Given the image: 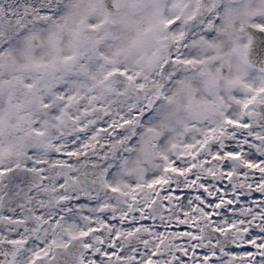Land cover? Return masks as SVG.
<instances>
[{"label": "snow or ice", "instance_id": "1", "mask_svg": "<svg viewBox=\"0 0 264 264\" xmlns=\"http://www.w3.org/2000/svg\"><path fill=\"white\" fill-rule=\"evenodd\" d=\"M228 6L21 0L0 19V56L47 40L0 79V187L46 193L0 212V264H264V17L250 27L258 86L170 107L178 74L211 58L185 50L211 46Z\"/></svg>", "mask_w": 264, "mask_h": 264}, {"label": "rangeland", "instance_id": "2", "mask_svg": "<svg viewBox=\"0 0 264 264\" xmlns=\"http://www.w3.org/2000/svg\"><path fill=\"white\" fill-rule=\"evenodd\" d=\"M20 2L21 0H0V6H2V8H0V19L5 17L9 9L18 8ZM160 2L164 3L166 0H160ZM225 2L226 0H216L215 6H219ZM227 3L228 5L234 3L232 4L233 9L231 10L228 6L220 13L218 22L213 19L212 23L208 25V30L214 31L216 34L215 39L211 42V46L208 48H200L198 44L190 45V47L185 50L190 54H195L199 58H203L205 55L211 58L208 59L204 65L199 66L194 73L181 72L178 74L181 78H184V84L187 87L178 91L174 96L173 104L170 107L177 112H182L184 110L189 94H203L207 91L208 82L210 80L213 79L214 84H220L216 73L220 72L224 65L229 71H238V69H242L240 63L241 60H245V41L239 42L234 39L232 42L231 40L232 38L242 37L238 35L242 25L248 23L252 25L254 21L258 20L257 18L264 17V9H259V7H263L264 4L260 2L254 3L252 0H227ZM255 6L260 11L255 9ZM16 23H19V21ZM15 27V24H12L10 31H15ZM71 28L72 22L69 21L54 29L57 41L66 43ZM195 30L196 27L194 26V31ZM46 46L47 40L38 38L29 40L27 50L14 51L5 56H0V79H4L10 74L20 70L24 66L26 55L30 53L40 55ZM202 74L204 75L203 77H201ZM181 87V85L177 86V88ZM0 107H2V105H0ZM26 144L27 138H25V145ZM46 158L50 161L44 173L49 178L48 181L45 182L47 186L55 183L58 170L51 166L55 158L51 155ZM14 185L15 184L12 186L13 191H7V187H0V212L8 210L19 211V207L17 206L18 201L24 202L28 196L32 197L29 206L38 208L39 200L46 198V193L29 191L26 187H23V192L14 190Z\"/></svg>", "mask_w": 264, "mask_h": 264}, {"label": "flooded vegetation", "instance_id": "3", "mask_svg": "<svg viewBox=\"0 0 264 264\" xmlns=\"http://www.w3.org/2000/svg\"><path fill=\"white\" fill-rule=\"evenodd\" d=\"M254 3L260 2L262 4H264V0H252ZM232 4H229V8H231L232 10ZM255 9H258L256 6L254 7ZM259 9H264L263 7H259ZM258 9V10H259ZM260 11V10H259ZM260 19V18H257ZM251 23H248L246 25H242L241 27V31L238 32V35H241L242 37H237V38H232V42L234 41V39H236L235 41H245V50L246 53L250 50V25ZM241 68L242 69H238V71H229L227 69V67L224 65L220 72L216 73L217 79L219 80L220 84H214L213 79L210 80L208 82V87L207 89L211 86V85H215V87L221 91V92H227L229 90H234L236 92H241V91H245L246 89L243 87V85L245 83H255L257 84V86L259 85V78L262 75L259 71L258 68H255L253 66H249L247 60H246V54H245V60L242 61L241 60ZM231 73V74H230ZM204 75L202 74L201 77H203ZM204 88V87H203ZM97 154H102V153H97ZM92 153L91 151L89 152V156L87 159H95L96 155ZM123 155H127V154H123ZM133 160L135 159V157L133 156L132 158ZM85 158L82 157L81 161L77 164L78 168H81V170H83V162H84ZM101 164L104 163L103 160L99 161ZM57 169V168H56ZM58 170V169H57ZM60 176V171L58 170V174H57V178ZM89 178H91V173H89ZM20 210V209H19Z\"/></svg>", "mask_w": 264, "mask_h": 264}, {"label": "water", "instance_id": "4", "mask_svg": "<svg viewBox=\"0 0 264 264\" xmlns=\"http://www.w3.org/2000/svg\"><path fill=\"white\" fill-rule=\"evenodd\" d=\"M212 3L213 4V0H203V4H205V3ZM27 179V178H26ZM25 181V180H24Z\"/></svg>", "mask_w": 264, "mask_h": 264}, {"label": "bare ground", "instance_id": "5", "mask_svg": "<svg viewBox=\"0 0 264 264\" xmlns=\"http://www.w3.org/2000/svg\"><path fill=\"white\" fill-rule=\"evenodd\" d=\"M6 190V189H5ZM7 190H9V188H7ZM11 190H13V188H11Z\"/></svg>", "mask_w": 264, "mask_h": 264}]
</instances>
